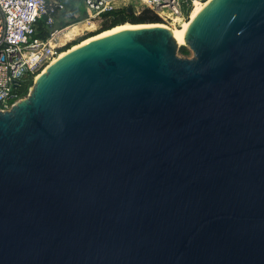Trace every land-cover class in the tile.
Masks as SVG:
<instances>
[{
	"label": "water",
	"instance_id": "95a60500",
	"mask_svg": "<svg viewBox=\"0 0 264 264\" xmlns=\"http://www.w3.org/2000/svg\"><path fill=\"white\" fill-rule=\"evenodd\" d=\"M157 23L0 109V264H264V0Z\"/></svg>",
	"mask_w": 264,
	"mask_h": 264
},
{
	"label": "built area",
	"instance_id": "2783aa9c",
	"mask_svg": "<svg viewBox=\"0 0 264 264\" xmlns=\"http://www.w3.org/2000/svg\"><path fill=\"white\" fill-rule=\"evenodd\" d=\"M92 13H105L132 6L136 12L148 8L163 23L185 20L195 0H82ZM202 1V0H200ZM121 3V4H120ZM66 10L63 0H0V109H9L20 97L17 88L28 73L37 72L60 47L53 26ZM49 30L38 37L37 27Z\"/></svg>",
	"mask_w": 264,
	"mask_h": 264
},
{
	"label": "bare ground",
	"instance_id": "6f19581e",
	"mask_svg": "<svg viewBox=\"0 0 264 264\" xmlns=\"http://www.w3.org/2000/svg\"><path fill=\"white\" fill-rule=\"evenodd\" d=\"M213 0H195L191 6L190 12L188 17L185 20H180L179 18H174L173 20L169 21V23H157L158 25H165L169 27L172 31V37L175 40L178 46L186 44V35L191 26L197 20V18L202 14V12L207 8V6ZM181 22V23H180ZM176 25V26H174ZM144 26V24H132L130 22H125L119 25H116L110 29L103 30L101 32L95 33L84 39L80 40L79 42L69 46L67 49L62 50L61 52H57L54 54L41 68L40 71L34 76L33 83L29 88V91L33 89V87L52 69L54 68L59 62H61L65 57L71 54L76 49L80 48L81 46L87 44L88 42L106 35L112 31L118 30L120 28L125 27H138ZM80 30V23H73L69 26H66L63 29H57L56 36L60 34L66 40H70L73 36L79 34ZM55 36V37H56Z\"/></svg>",
	"mask_w": 264,
	"mask_h": 264
},
{
	"label": "trees",
	"instance_id": "16d2710c",
	"mask_svg": "<svg viewBox=\"0 0 264 264\" xmlns=\"http://www.w3.org/2000/svg\"><path fill=\"white\" fill-rule=\"evenodd\" d=\"M63 2H64L65 7H66L65 11H69V12H71V14H74L80 10L78 0H63ZM102 16L105 19H104L100 29L98 30V32L110 29L116 25H119V24H122L125 22H130V23L160 22V23H162L161 19L158 17V15L155 14L154 12H152L150 9L143 8L139 12H136L132 6H126L123 8H116V9H113L111 11L103 13ZM73 23L74 22H70L67 24L65 23L64 25H62L58 29H63L66 26H69L70 24H73ZM98 32H96V33H98ZM48 34H49V30L42 25V22H40L38 24V27H37V34L36 35L38 37L45 38L46 36H48ZM93 34H95V33H93ZM93 34H91V35H93ZM82 39H84V38H82ZM79 41H75V42L68 44L67 46H64L58 52H61L62 50L67 49L69 46H71V45H73ZM180 51L183 53H186L187 49L184 47H181ZM39 71H40V69L37 72L28 73L22 78V80H21V82L17 88V94L19 97H22L27 93L30 85H32V83H33L34 76Z\"/></svg>",
	"mask_w": 264,
	"mask_h": 264
},
{
	"label": "rangeland",
	"instance_id": "374dc122",
	"mask_svg": "<svg viewBox=\"0 0 264 264\" xmlns=\"http://www.w3.org/2000/svg\"><path fill=\"white\" fill-rule=\"evenodd\" d=\"M78 4H79V9H80L78 12L71 14V12L65 11V12L59 13L56 17V23L53 26V29H58L62 25H64L65 23L66 24L70 23V22L80 23L79 34L73 36L70 40L69 39L66 40V38H63L62 36H60V34H58L56 36L55 42L58 44L60 49H62L64 46H67L68 44H70L72 42L79 41L82 38H85L87 36H90L93 33L98 32V30L100 29V27H101V25L105 19L101 13L90 12L82 0H78ZM174 26H176V25H174ZM181 47L186 48L187 52L186 53L181 52L180 51ZM176 53L180 57L190 58L193 56V51L186 44L178 46ZM30 87H31V85H30ZM28 93H29V89L24 96H27Z\"/></svg>",
	"mask_w": 264,
	"mask_h": 264
}]
</instances>
